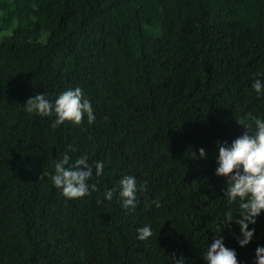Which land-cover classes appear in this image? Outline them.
<instances>
[{
    "label": "trees",
    "instance_id": "16d2710c",
    "mask_svg": "<svg viewBox=\"0 0 264 264\" xmlns=\"http://www.w3.org/2000/svg\"><path fill=\"white\" fill-rule=\"evenodd\" d=\"M257 72L264 0H0V264H206L211 229L235 208L215 175L217 142L264 118ZM77 86L91 124L23 111L38 92ZM69 144L73 159L87 153L96 185L71 200L50 176ZM125 175L143 185L135 209L103 198ZM222 227L241 264H255L264 213L246 247L238 225Z\"/></svg>",
    "mask_w": 264,
    "mask_h": 264
},
{
    "label": "clouds",
    "instance_id": "9594fccd",
    "mask_svg": "<svg viewBox=\"0 0 264 264\" xmlns=\"http://www.w3.org/2000/svg\"><path fill=\"white\" fill-rule=\"evenodd\" d=\"M257 77L264 73L257 72ZM252 89L257 97L264 96V79L253 80ZM23 105V111L41 117L55 116L53 126L65 122L79 125L86 118L89 124L95 121L94 109L90 99L81 87L68 88L60 92L54 99L47 93H36L30 96ZM255 132L251 133V125H244L246 131L229 143L218 141L217 167L215 175L225 179L222 189L223 197L228 204L235 205L229 209L213 229L216 235L202 252L206 264H241L235 249L225 245L222 235L225 226L233 222L239 226L236 236L238 245L248 246L255 237V225L258 217L264 213V118L253 117ZM76 148L69 144L65 151L52 162L51 183L61 191L67 199H79L96 190V185L88 184L93 177V164L89 163L87 153L77 156L70 155ZM198 159H207L204 148L198 151ZM95 176L100 177L104 170L103 161H95ZM143 188L138 185L135 175H125L119 180L118 186L109 188L103 193L104 200L111 201L117 195L121 207L125 210L135 209L138 203L137 193ZM137 239L144 241L152 236L150 225L136 229ZM172 264H186V258L178 259L173 255ZM255 264H264V245L255 249Z\"/></svg>",
    "mask_w": 264,
    "mask_h": 264
}]
</instances>
